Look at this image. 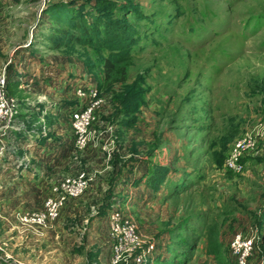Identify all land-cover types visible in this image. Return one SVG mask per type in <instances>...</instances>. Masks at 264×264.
Segmentation results:
<instances>
[{
    "label": "rangeland",
    "instance_id": "rangeland-1",
    "mask_svg": "<svg viewBox=\"0 0 264 264\" xmlns=\"http://www.w3.org/2000/svg\"><path fill=\"white\" fill-rule=\"evenodd\" d=\"M2 42L18 129L36 117L27 106L41 92L25 82L34 80L52 89L39 101L55 105L59 144L49 142L58 154L43 182H19L18 158L3 160L0 180L20 187L12 191L28 199L27 214L44 210L65 178L91 180L57 221L36 228L83 244L82 254H60L61 264H115L121 245L116 264H237V233L255 240L248 264H264V0H0ZM107 58L126 69L125 81H105ZM87 104L80 147L71 112ZM27 140L39 161L49 148ZM126 220L136 228L131 253ZM18 240L0 239V264L35 263L37 241L20 251Z\"/></svg>",
    "mask_w": 264,
    "mask_h": 264
},
{
    "label": "crops",
    "instance_id": "crops-1",
    "mask_svg": "<svg viewBox=\"0 0 264 264\" xmlns=\"http://www.w3.org/2000/svg\"><path fill=\"white\" fill-rule=\"evenodd\" d=\"M3 43L4 42L0 43V46ZM2 66L3 67L5 66L4 61H0V71L2 70L1 69ZM41 74L43 75L42 71H41ZM48 76L50 77V74ZM40 77L41 75L37 76V78H40ZM25 82H29L30 84L31 81H25ZM33 82L34 80L31 82V85L28 84L27 86L31 87L33 85L34 87H36V92H41V93L38 94L37 96L38 98H36L35 103L31 107H29L30 109L27 106V111L29 113H32L30 114V116L35 115L36 117L32 119L33 121L32 120L27 121L32 125L30 126L31 127V129H29L30 131L28 130L29 127L27 128L26 126L24 129L16 128L15 131L13 130L9 132V134H7L6 136L0 137V149L2 151L4 152L6 150L9 151L11 148H13L14 150L13 152L8 153V154H5L6 153L5 152L4 153L5 156L0 158V173L3 171L2 162L4 159L6 160V162L10 161L13 163V161L16 158H18L19 164H20L19 170H18L19 182H22L24 178L30 180L29 176L33 174L35 182H30V184L36 185L37 183L43 182L45 177L51 174L53 170V166L51 163H54V162L51 161V159L54 158L53 154L57 155L58 152H55V150H52V152L50 151L51 148L49 147L50 146L49 142L57 145L59 144V138L57 137V135L54 134V131H55L54 123L56 119L54 118L52 113L48 114V111L51 112L52 111L51 108L53 109V107H55V105L52 104V102L47 100L49 95L51 94L52 89L49 88L48 86L44 87L39 82H36L38 84H33ZM50 83L52 87H54L53 91H56L61 95L62 93L65 92L66 89H65V86H63V84H62V88L58 89V86H56L54 80H50ZM54 85L56 86V88ZM37 88L41 90L39 91V89ZM41 94L47 95L46 97L47 99L45 103L39 101V96ZM28 136H30L31 138H35L36 141H38L36 142L34 146L32 145L34 149L35 147H37V149L35 150H39L40 148H47V147L49 148L46 151L45 150L40 151L43 156H39V161H35L36 157L34 156L33 151L30 150L28 146H26L28 142L27 140ZM93 173H99V172L95 171ZM115 173H116V169L114 167L113 175H115ZM2 184L3 186H1ZM108 185L109 184L107 183V186ZM3 187H6V189L3 190ZM19 188L20 187L18 186H15L14 188V185L10 186L0 180V225L1 223L5 225V226L2 225L4 229L0 230V237L3 236L2 238L5 237L6 240H9V238H14V239L18 238L19 239L18 241L20 244V251L29 249V245L27 244L28 241L31 242L32 240H36L37 241L36 247L33 249L31 248V254H34L36 258L34 264H61L62 262H61L60 254H63V253H66L67 255L71 254L74 257L75 254L79 253L78 252L79 250H81L80 254H82V251L84 249L82 248L83 244L82 246H79L81 242H78V243L76 242V237L74 236L75 233L70 234V232L62 230V231L55 232V233L46 232L45 234H43V233L38 232L37 230L44 229V228L25 226L21 222L22 215L29 213L27 211L31 208H29L30 206L29 204H27L28 199H25L22 196H20L19 194L20 192L14 193L15 192L14 190L19 189ZM30 212H34V211H30ZM9 224H11L10 229H9ZM15 230H19V231L15 232ZM49 234H51L50 237L48 236ZM45 238L46 240L43 241ZM50 238L59 239V241H55V242L48 241V239ZM84 239L85 238H83V240ZM40 241L42 242V244H44V242L45 244L48 243V247H46L45 249H46V253L49 252L50 256H53L51 259L49 258L48 260V257L47 256L45 257V254H44L45 249L43 247L44 245L42 246L40 244L41 243ZM24 243H25V248H23ZM3 244L4 246H7L8 242L7 243L5 242ZM95 255L99 257L98 252H96ZM45 259L47 261H52V263H46Z\"/></svg>",
    "mask_w": 264,
    "mask_h": 264
},
{
    "label": "built area",
    "instance_id": "built-area-1",
    "mask_svg": "<svg viewBox=\"0 0 264 264\" xmlns=\"http://www.w3.org/2000/svg\"><path fill=\"white\" fill-rule=\"evenodd\" d=\"M9 77L7 68L0 71V137L6 136L9 132L18 128L20 117V105L17 99L11 96L9 92ZM82 108V107H81ZM78 108L71 112L73 116L77 143L80 147H85L87 143V133L91 122L89 119L92 115V107L85 105L82 109ZM234 166V164H231ZM90 178L86 174L65 178L60 186L54 189V195L46 200L44 210L36 214H24L21 217V222L29 227L48 228L53 222L57 221L67 203L72 199L81 197L89 188ZM115 220L121 221L120 215H115ZM125 238L133 242V245L126 250L131 253L137 243L136 228L128 220L125 221ZM231 256L237 264H248L254 253L255 240L252 237L246 236L243 233H237L231 242ZM154 250V246L145 248L143 254L148 256ZM125 248L121 245L115 249L114 263H118L122 259V253ZM141 256H138L136 261L141 262Z\"/></svg>",
    "mask_w": 264,
    "mask_h": 264
},
{
    "label": "trees",
    "instance_id": "trees-1",
    "mask_svg": "<svg viewBox=\"0 0 264 264\" xmlns=\"http://www.w3.org/2000/svg\"><path fill=\"white\" fill-rule=\"evenodd\" d=\"M122 11L126 12V8H121ZM70 26L69 24H66ZM121 26V24H119ZM121 28V27H120ZM83 29H87L86 26H83ZM104 70H105V81L109 82H116V81H125L126 76V69H118L117 63L114 62L111 58H107L104 63ZM116 74L117 78H114Z\"/></svg>",
    "mask_w": 264,
    "mask_h": 264
}]
</instances>
